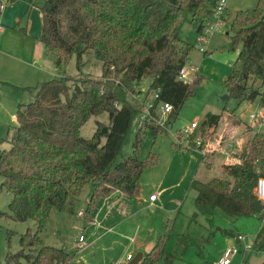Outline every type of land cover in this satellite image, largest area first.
<instances>
[{
	"label": "trees",
	"instance_id": "1",
	"mask_svg": "<svg viewBox=\"0 0 264 264\" xmlns=\"http://www.w3.org/2000/svg\"><path fill=\"white\" fill-rule=\"evenodd\" d=\"M41 1L40 41L56 67L63 68L74 55L81 63L85 54H93L102 63L103 73L100 78L81 75L40 84L36 99L19 106L18 125L0 147V190L12 195L10 213L0 211V218L33 220L39 230L52 209L72 212L75 198L89 182L94 184V193L87 218L116 191L139 196L143 173L159 163L154 154L147 161L138 157L141 133L150 128L156 137L166 129L158 124L157 109L152 108L151 117L136 134L134 154L116 163L141 110L131 97L138 92L147 98L157 91L155 104H172L169 123H174L198 80L190 84L179 79L192 46L175 36L177 24L187 10L193 21L199 22L197 32L201 35L204 22L214 16L220 0ZM231 29L232 49L241 44V50L225 81L229 97L238 104L260 97L264 107V0L254 9L238 11ZM149 78L151 84L143 93L141 84ZM104 112L109 114L110 123L98 122L94 136L84 138L82 127ZM220 121L221 115L209 112L202 126L210 129ZM217 152L203 153L202 163L207 169ZM229 159L232 162L222 165L223 177L193 179L198 212L210 223L217 210L230 218H264V203L256 193L258 180L264 177V133L250 135ZM170 239V234L161 237L140 264H174L176 255L166 249ZM181 243L186 245V238ZM20 244L21 251L9 255L7 264L13 260L19 264H72L74 258L64 249L42 244L38 233L31 230L21 236ZM254 246L255 251L264 252V225Z\"/></svg>",
	"mask_w": 264,
	"mask_h": 264
},
{
	"label": "rangeland",
	"instance_id": "2",
	"mask_svg": "<svg viewBox=\"0 0 264 264\" xmlns=\"http://www.w3.org/2000/svg\"><path fill=\"white\" fill-rule=\"evenodd\" d=\"M11 3L12 0L6 2V9ZM258 4L259 0H227L221 27L218 30L204 31L203 35L197 32L199 22L193 21L189 11H184V16L177 24V34L192 46V52L185 67L188 72L187 82L193 84L198 77L193 85L194 94L186 101L171 128L160 131L156 137L150 128H144L141 133L138 157L147 161L150 155L154 154L159 159L156 166L145 170L141 177V185L144 196L150 197L152 194H157L160 209L144 211L146 221L143 227L146 230L139 232V240L144 242V239H148L151 234H159L161 237L170 234L171 239L166 249L176 255L174 264H217L226 247L229 244H235L236 235H247L249 240L255 243L264 225V218L257 216L230 218L221 210L215 212L213 221L210 223L205 215L198 212L195 204L196 192L191 188L194 178L209 180L224 176L222 165L232 162L228 161V157L238 150L243 141L238 129L233 127L241 125L240 131L244 133L250 124L255 126V123L264 121V119H258L252 122L249 118L251 110L255 109L254 103L243 102L239 106L235 99L229 97L225 87V81L232 73L233 64L241 50V44L235 50L232 49L233 19L238 11L254 9ZM23 11L24 6L17 4L11 17L15 18ZM22 18L26 23L30 21L31 32L34 34L32 37L38 42L42 32L41 12L29 5L23 12ZM217 21V17H213L211 24ZM202 37H204V45L200 43ZM200 48L205 49L206 52L201 51ZM43 57L45 62L39 66L42 77L40 83L31 85L33 87L48 80L64 77L76 78L81 75H90L100 78L103 73L102 63L93 54H85L81 63L74 55L63 68L56 67L46 49ZM151 81L152 79L149 78L141 84L143 93L148 91ZM37 92L36 88L25 89L24 93L28 101L22 103L33 102ZM136 95L142 96L139 93ZM153 95L154 93L151 92L146 99L147 103L152 100ZM135 101L133 102L137 104ZM147 109L148 107L141 106L138 116L122 143L116 163L134 154L136 134L144 122L142 116L147 113ZM2 111L0 107V115ZM208 112L221 115L218 127L207 129L202 126ZM98 122L108 125L109 114L104 112L91 117L82 127L81 135L87 139L92 138L98 129ZM192 123H198V129L189 138L182 135L181 131ZM231 135L234 136V141ZM197 141H201L202 147H197ZM204 150L205 152L218 151V155L210 159L209 169L202 163ZM1 182L0 177V184ZM93 193L94 184L89 182L75 198L72 212L52 209L40 230L33 220L17 222L10 217L0 218V264H7L9 255L21 251L20 239L28 230L38 233L42 244L64 249L73 255L72 264H131L137 253L133 250V260L127 261L128 252L122 241H119L117 250L109 252L103 258L99 250L95 251L94 247H88L92 240V226L86 217V210ZM11 201L12 195L5 190H0V211L9 214ZM122 202L124 203L125 200ZM80 211H83L85 215L79 214ZM196 214H198L197 217ZM81 236L86 239L85 242L80 241ZM185 238L186 245L181 243V240ZM102 259L105 261L102 262ZM10 264L19 263L13 260ZM232 264H264V252H241L232 259Z\"/></svg>",
	"mask_w": 264,
	"mask_h": 264
},
{
	"label": "crops",
	"instance_id": "3",
	"mask_svg": "<svg viewBox=\"0 0 264 264\" xmlns=\"http://www.w3.org/2000/svg\"><path fill=\"white\" fill-rule=\"evenodd\" d=\"M41 3V0H12L11 5L7 9L5 8L6 10L0 15L1 22L4 25V29L0 33V107L3 110L2 115H0V147L5 145L4 141L9 132L18 125L17 113L19 106L28 104L22 103L28 101L24 93L25 89L31 90L38 87L39 85L36 87L31 85L40 83L42 77L39 66L45 62L43 56L46 48L44 49L45 46L40 38L36 42L32 37L34 34L31 32L30 21L26 23L22 18L23 12L25 9L27 10L29 5L36 7L41 12L39 7ZM17 4H22L24 11L19 16L12 18L11 13L14 12ZM252 102L255 109L251 110L249 119L254 122L251 119V114L256 113L259 109L264 110V107L261 106L260 97ZM242 104L240 103L239 106ZM260 123H255V126L250 124L244 133L240 131L241 125L233 127V129H238L243 141L240 143L238 150L231 154V157L243 147L250 135L255 132L264 133V121ZM243 124H246V122H243ZM231 138L234 141L233 135H231ZM122 200H125V202L123 203ZM154 209H160L158 197L156 201H150V197L144 196L143 189L137 197H130L119 191L112 193L107 199L101 201L94 215L88 218L92 226V240L88 247H94L95 251L99 250L101 258H103L109 252L117 250L119 241H122L127 249V255L133 254V250H135L137 255L141 253L144 258L161 239L159 234H151V238L144 239V242L139 240V232L146 230L143 227V223L146 221L144 211H153ZM79 214L85 215L83 211H80ZM85 241L86 239L81 242ZM101 261L104 262L105 260L102 259Z\"/></svg>",
	"mask_w": 264,
	"mask_h": 264
},
{
	"label": "built area",
	"instance_id": "4",
	"mask_svg": "<svg viewBox=\"0 0 264 264\" xmlns=\"http://www.w3.org/2000/svg\"><path fill=\"white\" fill-rule=\"evenodd\" d=\"M8 1L10 0H0V15L5 10L6 2ZM226 2L227 0L219 1L215 14L213 16V17H217L218 21L211 24V20L213 17L205 21L204 31L209 32L210 30H218L221 27L223 23V14L226 10ZM3 29H4V25L2 24L1 19H0V33L3 31ZM203 33L201 35H203ZM200 43L201 45H204V37H202V39L200 40ZM200 50L206 52V50L203 48H200ZM187 73L188 72H187L186 67L182 68L179 73V79L186 80ZM136 93L132 95L131 99L133 101L136 100L135 102H137L138 105L148 107L147 113L142 116V121L151 117V109L156 107L157 114L159 116L158 124L162 128H165V129L171 128L172 124L169 123V116L174 109L173 105L167 102H159L156 105L155 102L159 97V94L157 91H153L154 95H153L152 100L149 103L146 102L145 100L146 97L142 95L141 96L142 99H141V97H139V95H136ZM143 99L145 100L144 103L142 102ZM116 106L118 105L116 104ZM251 119L254 121L258 119H264V110L259 109V111H257L256 113L251 114ZM198 127H199L198 123H192L190 126H187L183 131H181V134L189 138L195 132V130L198 129ZM196 145L198 148L202 147L201 141H197ZM204 153H205V150H204ZM256 193H257L258 198L264 203V177L259 178L257 187H256ZM156 200H157V194H152L150 196V201H156ZM80 240L83 241L84 237L81 236ZM235 241H236L235 244H229L226 247V249L223 251L222 255L220 256L217 264H232V259L236 257L237 255H239L241 252L247 253L249 251H252V252L255 251V248H254L255 246L252 242L249 241L247 235L238 234L235 238ZM127 260L132 261L133 255L132 254L127 255Z\"/></svg>",
	"mask_w": 264,
	"mask_h": 264
},
{
	"label": "water",
	"instance_id": "5",
	"mask_svg": "<svg viewBox=\"0 0 264 264\" xmlns=\"http://www.w3.org/2000/svg\"><path fill=\"white\" fill-rule=\"evenodd\" d=\"M175 36L178 37V34H176ZM142 259H143V254L140 253V254H138L135 257L133 263H131V264H140V262L142 261Z\"/></svg>",
	"mask_w": 264,
	"mask_h": 264
}]
</instances>
